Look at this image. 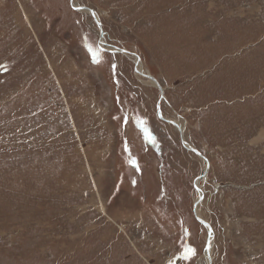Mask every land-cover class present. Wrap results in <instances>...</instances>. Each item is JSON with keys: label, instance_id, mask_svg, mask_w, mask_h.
Returning a JSON list of instances; mask_svg holds the SVG:
<instances>
[{"label": "rangeland", "instance_id": "374dc122", "mask_svg": "<svg viewBox=\"0 0 264 264\" xmlns=\"http://www.w3.org/2000/svg\"><path fill=\"white\" fill-rule=\"evenodd\" d=\"M0 264H264V0H0Z\"/></svg>", "mask_w": 264, "mask_h": 264}, {"label": "snow or ice", "instance_id": "6c2138e0", "mask_svg": "<svg viewBox=\"0 0 264 264\" xmlns=\"http://www.w3.org/2000/svg\"><path fill=\"white\" fill-rule=\"evenodd\" d=\"M89 50L92 51L91 46H89ZM98 53L93 51V62L99 63V60L97 59ZM145 132H147V129H145ZM189 254L194 255L195 254V249L193 248H187L185 252V256L188 257Z\"/></svg>", "mask_w": 264, "mask_h": 264}, {"label": "bare ground", "instance_id": "6f19581e", "mask_svg": "<svg viewBox=\"0 0 264 264\" xmlns=\"http://www.w3.org/2000/svg\"><path fill=\"white\" fill-rule=\"evenodd\" d=\"M74 6H78L76 3H74ZM78 10H81V11H83V9H81V8H79ZM83 12H86V10H84ZM87 12H89V13H91V11H87ZM180 127V126H179ZM181 133H183V127H180V130H179ZM210 246H211V244L209 243V248H210ZM207 253H208V249L206 250V253H205V256H206V258H207Z\"/></svg>", "mask_w": 264, "mask_h": 264}, {"label": "water", "instance_id": "95a60500", "mask_svg": "<svg viewBox=\"0 0 264 264\" xmlns=\"http://www.w3.org/2000/svg\"><path fill=\"white\" fill-rule=\"evenodd\" d=\"M206 224V223H205Z\"/></svg>", "mask_w": 264, "mask_h": 264}]
</instances>
